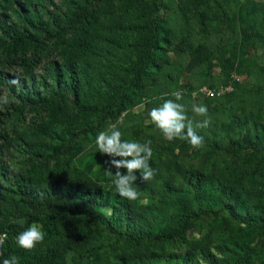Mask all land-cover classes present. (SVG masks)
<instances>
[{"label":"trees","instance_id":"16d2710c","mask_svg":"<svg viewBox=\"0 0 264 264\" xmlns=\"http://www.w3.org/2000/svg\"><path fill=\"white\" fill-rule=\"evenodd\" d=\"M80 1L74 0L72 6L65 0L63 7L53 0H0V4H11L16 14L15 21L0 19V59L8 69H13V72L0 69V87L14 95L30 112L44 114L45 120L34 122L30 129L36 140L57 132L54 104L60 99L58 89L69 92L75 110L69 118L70 128L58 134L62 141L68 140L71 145L69 160L86 149L91 137L96 138L106 129L107 119L115 121L135 105V90L156 84V74L167 62L165 37L173 33L167 18L160 14L161 10L167 12L172 0H127L129 8L135 7L138 12L136 39L126 45L131 55L119 68L112 67L113 73L110 63L103 64L97 80L98 94L90 100L84 93V70L79 65H86L101 52ZM45 2V8L37 10L36 6ZM252 24L250 37L240 44L231 60L225 59L224 50H218L222 73L233 85V91L222 97L231 95L239 84L232 81L231 75L249 74L247 53L252 40L264 44V18L256 12ZM200 25L205 32L201 22ZM207 50L208 55H212L211 50ZM49 80L56 88H51ZM204 85L182 95L198 98L192 93ZM10 105L0 100V140L7 154H11V148L20 152L28 147L23 137L10 136L6 130L8 119L3 109ZM243 122L246 124V119ZM232 123L235 136L229 146L237 154L251 153L256 160L264 161V128L260 134L253 135L246 129L244 135H239L238 119ZM27 151L28 169L12 175L7 186L3 187L0 182V234L7 236L0 264L13 255L19 258V264H60L72 252L89 251L94 239L103 236L122 241L129 247L167 244L183 240L192 224L199 220L217 218L220 214H228L237 223L264 234V188L257 185L262 181L264 186V168L257 171L249 168L248 163L238 168L229 164L228 171L214 178L181 170L178 179L182 186L161 181L160 194L151 197L152 203L147 208L149 221L139 213L135 202L120 197L112 186L91 187L83 181L44 176L42 171L47 169L48 160L59 158L63 153L60 146L52 148L49 154L37 148ZM103 165L106 171L109 167ZM92 167L90 164L87 170ZM7 169L6 164L0 165L2 177H6L2 171ZM248 169L251 177H248ZM111 170L115 176L114 169ZM248 178L255 182L247 181ZM184 199L191 200L194 205L186 208L182 204ZM215 205L219 207L214 208ZM33 223L44 230L45 240L33 251H26L16 245V237ZM238 248L241 250L240 246ZM193 263V254L188 253L172 261L155 257L148 264Z\"/></svg>","mask_w":264,"mask_h":264},{"label":"rangeland","instance_id":"374dc122","mask_svg":"<svg viewBox=\"0 0 264 264\" xmlns=\"http://www.w3.org/2000/svg\"><path fill=\"white\" fill-rule=\"evenodd\" d=\"M53 1L59 6H65V0ZM68 1L73 6L74 0ZM80 2L83 14L87 15L91 24V32L99 41L101 52L86 65H79L84 70V93L92 100L98 94L97 80L103 64L110 63L113 73L112 67L119 68L128 61L131 51L126 45L136 39L138 12L135 7L129 8L127 0ZM45 6L46 2L36 8L42 10ZM166 11L164 13L161 10L160 14L167 18V24L173 33L165 37L167 62L156 74V84L135 90V105L117 120L110 122L107 119L106 129L102 130L106 131L110 125L116 124L122 133V140L140 143L151 140L153 156L149 163L156 170L155 179L149 182L137 180L134 184L141 193L135 204L139 207V213L149 221L147 208L152 203L151 197L160 194L161 181L168 180L175 186H182L178 179L181 170L214 178L221 172L228 171L226 166L229 164L238 168V165L248 163L249 168L257 171L264 168V161L256 160L254 154L240 155L229 146L230 140L235 136L233 120L238 119L239 135H244L246 129L253 135L260 134L264 128V44L259 41L252 40L248 46L249 74L239 76L240 82L231 95L217 100L200 96L193 99L184 95L183 100L179 101L185 105L188 117L195 121H201L204 117L197 116L192 111L194 104L204 105L208 109L209 126L197 129V133L203 137V145L199 150L193 149L187 141L164 139L149 116L153 107L161 106L165 100H174L171 95L174 91L185 93L196 90L202 84L208 87L230 83L222 73L218 50H224L225 59L231 60V55L238 51L240 44L246 37H250L253 15L257 12L264 18V0H172ZM0 19L16 20L11 4H0ZM200 22L205 32H202ZM207 49L211 50L212 55H208ZM38 67L41 68L42 64ZM39 68L37 71L41 73ZM0 69L13 72L1 59ZM49 83L51 88H56L51 80ZM58 91L60 99L54 104L57 132L48 133L36 140L30 134V129L34 127V122L41 123L45 120L44 114L30 112L14 95L0 87V100L11 103L8 109H3V114L8 119L6 130L10 136L23 137L28 145L20 152L11 148V154H7L0 140V165L6 164L8 167L2 171L6 177H2L0 173L3 187L11 183L9 178L12 175L28 169L27 150L37 148L39 152L49 154L56 146H60L63 153L59 158L48 160L47 169L42 171L44 176L83 181L91 187L112 186L111 180L115 176L109 178L103 168V164L110 167L106 162L111 158L99 153L95 138L91 137L86 149L75 159L69 160L71 145L68 140L62 141L58 134L61 130L70 128L69 118L75 110L74 99L67 90ZM14 107L21 111L18 112ZM243 119H246V124ZM90 164L93 167L88 171ZM112 169L116 172L114 167ZM120 171L127 173L126 169ZM247 172L248 177H251L250 169ZM262 184V181L257 184L260 189L264 188ZM182 204L189 209L194 205L189 199H184ZM41 231L44 232L42 228ZM238 250L239 255L236 254ZM188 253L193 254V264H264V234L237 223L228 214H220L217 218L199 220L192 224L183 240L167 244L151 243L129 247L122 241L107 236L95 238L89 251L72 252L60 264H148L155 257L172 261Z\"/></svg>","mask_w":264,"mask_h":264},{"label":"clouds","instance_id":"9594fccd","mask_svg":"<svg viewBox=\"0 0 264 264\" xmlns=\"http://www.w3.org/2000/svg\"><path fill=\"white\" fill-rule=\"evenodd\" d=\"M171 95L175 98L174 100H165L161 106L153 107L150 110L151 122L160 130L164 139L187 141L193 149L199 150L203 145V137L197 133V129L207 128L210 123L207 107L195 104L192 106V111L197 116L204 117L201 121H195L188 117L185 105L179 102L183 100L182 93L174 91ZM121 137L122 133L117 125L112 124L108 130L99 132L95 138V146L99 153L111 158L106 162L110 165L106 169L107 175L112 176L111 169L113 167L116 169L115 178L111 180L115 192L129 202H135L141 197V193L134 187L137 180L149 182L154 180L156 176V170L149 163L153 156L152 142L148 140L145 143H140L122 140ZM120 169H126L127 173H122ZM109 214H111L110 209ZM6 239V234L0 235V245ZM44 240L45 233L36 223H33L16 237L18 245L26 251H33ZM3 264H19V258L13 255L4 259Z\"/></svg>","mask_w":264,"mask_h":264},{"label":"built area","instance_id":"2783aa9c","mask_svg":"<svg viewBox=\"0 0 264 264\" xmlns=\"http://www.w3.org/2000/svg\"><path fill=\"white\" fill-rule=\"evenodd\" d=\"M231 79L234 82H240V77L237 75H231ZM233 91V85L231 83L226 84V85H220L216 88H210L206 86L200 87L197 92L192 93V95L195 96H200L203 98H219L224 96L225 94H230ZM5 233H2L0 235H3ZM4 243V242H3ZM2 245H0V255L2 253Z\"/></svg>","mask_w":264,"mask_h":264}]
</instances>
